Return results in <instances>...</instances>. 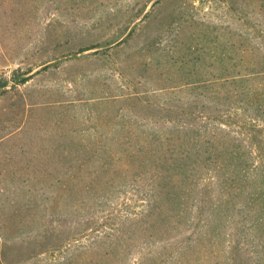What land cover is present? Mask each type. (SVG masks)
I'll return each mask as SVG.
<instances>
[{
    "label": "trees",
    "instance_id": "16d2710c",
    "mask_svg": "<svg viewBox=\"0 0 264 264\" xmlns=\"http://www.w3.org/2000/svg\"><path fill=\"white\" fill-rule=\"evenodd\" d=\"M257 17L264 20L251 14L247 32L233 33L241 41L208 48L197 81L147 104L149 120L121 124L126 138L38 148L29 170L40 176L29 175L35 181L26 185L39 188L43 205L27 212L51 217L22 223V233L35 234L30 243L65 254L67 264H243L248 251L264 253V23Z\"/></svg>",
    "mask_w": 264,
    "mask_h": 264
},
{
    "label": "rangeland",
    "instance_id": "374dc122",
    "mask_svg": "<svg viewBox=\"0 0 264 264\" xmlns=\"http://www.w3.org/2000/svg\"><path fill=\"white\" fill-rule=\"evenodd\" d=\"M251 14H264V0H0V264H67L22 233L43 217L27 212L43 205L26 185L40 176L29 170L38 148L126 138L121 124L149 120L147 104L197 81L208 48L241 41L232 35ZM261 258L248 251L243 264Z\"/></svg>",
    "mask_w": 264,
    "mask_h": 264
}]
</instances>
